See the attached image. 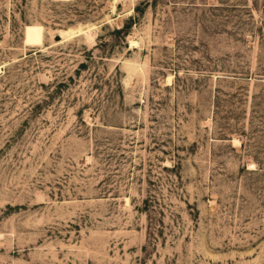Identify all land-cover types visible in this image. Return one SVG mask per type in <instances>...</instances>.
Returning <instances> with one entry per match:
<instances>
[{
    "label": "rangeland",
    "instance_id": "obj_1",
    "mask_svg": "<svg viewBox=\"0 0 264 264\" xmlns=\"http://www.w3.org/2000/svg\"><path fill=\"white\" fill-rule=\"evenodd\" d=\"M0 264H264V0H0Z\"/></svg>",
    "mask_w": 264,
    "mask_h": 264
},
{
    "label": "bare ground",
    "instance_id": "obj_2",
    "mask_svg": "<svg viewBox=\"0 0 264 264\" xmlns=\"http://www.w3.org/2000/svg\"><path fill=\"white\" fill-rule=\"evenodd\" d=\"M83 27V26H82ZM78 28V27H77ZM73 29H75V28H73ZM72 28H68V29H66V30H63V31H59L58 32V36L63 40H65V39H67V37L68 36H70V35H72V34H74V33H80V32H82V33H84L85 34V40H87V41H91L92 40V38H93V34L90 32V30H87L88 29V27L86 28V29H83V28H78L76 31H74ZM81 33V34H82ZM76 36V35H75ZM78 36V35H77ZM129 43H130V45H134V41H129ZM136 45V44H135ZM235 140V139H234Z\"/></svg>",
    "mask_w": 264,
    "mask_h": 264
}]
</instances>
